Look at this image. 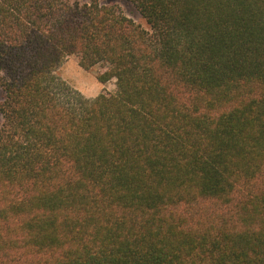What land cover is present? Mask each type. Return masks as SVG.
<instances>
[{"label": "trees", "instance_id": "1", "mask_svg": "<svg viewBox=\"0 0 264 264\" xmlns=\"http://www.w3.org/2000/svg\"><path fill=\"white\" fill-rule=\"evenodd\" d=\"M127 1L0 0V264H264V0Z\"/></svg>", "mask_w": 264, "mask_h": 264}, {"label": "rangeland", "instance_id": "2", "mask_svg": "<svg viewBox=\"0 0 264 264\" xmlns=\"http://www.w3.org/2000/svg\"><path fill=\"white\" fill-rule=\"evenodd\" d=\"M84 1V0H80ZM101 4L116 5L120 11L132 19L136 24L140 25L145 30H149L146 21L143 19L137 8L127 0H100ZM99 68L92 70H84L79 65V59L76 56L68 57L58 70V76L65 80L73 89L82 93L85 97L93 99L103 93H113L116 90V82L111 81L107 84H102L98 81L97 76ZM4 92L0 87V104L4 100ZM2 116L0 114V126Z\"/></svg>", "mask_w": 264, "mask_h": 264}]
</instances>
